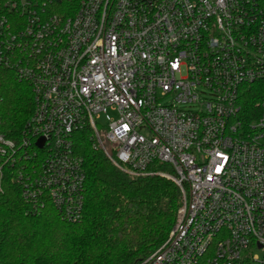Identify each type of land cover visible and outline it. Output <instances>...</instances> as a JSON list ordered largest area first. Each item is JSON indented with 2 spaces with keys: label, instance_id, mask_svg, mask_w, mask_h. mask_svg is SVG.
Listing matches in <instances>:
<instances>
[{
  "label": "built area",
  "instance_id": "2783aa9c",
  "mask_svg": "<svg viewBox=\"0 0 264 264\" xmlns=\"http://www.w3.org/2000/svg\"><path fill=\"white\" fill-rule=\"evenodd\" d=\"M0 65L31 85L6 171L37 209L81 218L89 133L122 172L172 180L167 239L135 264H264V0H5ZM43 140L42 147L38 146Z\"/></svg>",
  "mask_w": 264,
  "mask_h": 264
},
{
  "label": "trees",
  "instance_id": "16d2710c",
  "mask_svg": "<svg viewBox=\"0 0 264 264\" xmlns=\"http://www.w3.org/2000/svg\"><path fill=\"white\" fill-rule=\"evenodd\" d=\"M259 100L264 81L248 87L243 104L250 108ZM33 110L31 85L0 65V132L19 139ZM77 136L75 150L86 174L81 218L68 219L51 202L33 208L6 171L0 264H135L169 236L180 205L178 186L162 176H129L92 146L89 133Z\"/></svg>",
  "mask_w": 264,
  "mask_h": 264
},
{
  "label": "water",
  "instance_id": "95a60500",
  "mask_svg": "<svg viewBox=\"0 0 264 264\" xmlns=\"http://www.w3.org/2000/svg\"><path fill=\"white\" fill-rule=\"evenodd\" d=\"M42 145H43V140L41 139V140H39V142H38V146L42 147Z\"/></svg>",
  "mask_w": 264,
  "mask_h": 264
}]
</instances>
